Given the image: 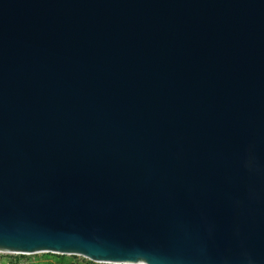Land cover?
<instances>
[{
  "label": "water",
  "instance_id": "water-1",
  "mask_svg": "<svg viewBox=\"0 0 264 264\" xmlns=\"http://www.w3.org/2000/svg\"><path fill=\"white\" fill-rule=\"evenodd\" d=\"M0 252L264 264V0H0Z\"/></svg>",
  "mask_w": 264,
  "mask_h": 264
},
{
  "label": "rangeland",
  "instance_id": "rangeland-1",
  "mask_svg": "<svg viewBox=\"0 0 264 264\" xmlns=\"http://www.w3.org/2000/svg\"><path fill=\"white\" fill-rule=\"evenodd\" d=\"M32 264H104L89 261L79 256L51 255L46 253L36 254L29 257Z\"/></svg>",
  "mask_w": 264,
  "mask_h": 264
},
{
  "label": "built area",
  "instance_id": "built-area-1",
  "mask_svg": "<svg viewBox=\"0 0 264 264\" xmlns=\"http://www.w3.org/2000/svg\"><path fill=\"white\" fill-rule=\"evenodd\" d=\"M34 255L36 254L0 252V264H32L33 262L32 260L29 259V257ZM51 255H56V254H51Z\"/></svg>",
  "mask_w": 264,
  "mask_h": 264
}]
</instances>
